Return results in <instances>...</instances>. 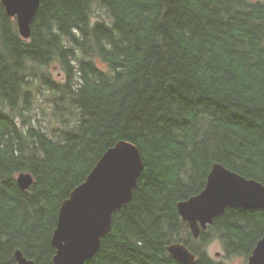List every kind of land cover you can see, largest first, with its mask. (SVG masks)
Masks as SVG:
<instances>
[{
    "label": "trees",
    "instance_id": "1",
    "mask_svg": "<svg viewBox=\"0 0 264 264\" xmlns=\"http://www.w3.org/2000/svg\"><path fill=\"white\" fill-rule=\"evenodd\" d=\"M120 140L144 169L84 264H248L264 209L228 207L195 238L177 203L215 162L264 184V0H41L28 39L0 0V264H54L62 202Z\"/></svg>",
    "mask_w": 264,
    "mask_h": 264
},
{
    "label": "water",
    "instance_id": "2",
    "mask_svg": "<svg viewBox=\"0 0 264 264\" xmlns=\"http://www.w3.org/2000/svg\"><path fill=\"white\" fill-rule=\"evenodd\" d=\"M1 2L7 14L16 19L19 34L30 38L32 21L41 0ZM143 169L141 151L133 142L120 140L103 153L85 180L60 206L52 235V245L56 249L54 264H84L98 252L102 238L112 228L115 211L132 199ZM17 183L26 190L34 183V177L22 171ZM228 207L264 209V184L220 162L212 165L205 187L199 193L177 203L179 214L189 224L195 238H199L201 230L213 224ZM167 249L184 263H192L196 258L183 242H174ZM14 256L18 264H36L20 249ZM248 264H264V235L249 256Z\"/></svg>",
    "mask_w": 264,
    "mask_h": 264
},
{
    "label": "clouds",
    "instance_id": "3",
    "mask_svg": "<svg viewBox=\"0 0 264 264\" xmlns=\"http://www.w3.org/2000/svg\"><path fill=\"white\" fill-rule=\"evenodd\" d=\"M223 249V242L218 236L211 237L208 241L204 243V251L210 256L214 257L216 252H221ZM229 264H239V257H233Z\"/></svg>",
    "mask_w": 264,
    "mask_h": 264
},
{
    "label": "rangeland",
    "instance_id": "4",
    "mask_svg": "<svg viewBox=\"0 0 264 264\" xmlns=\"http://www.w3.org/2000/svg\"><path fill=\"white\" fill-rule=\"evenodd\" d=\"M102 12V11H101ZM53 74H54V76H56V77H61V70L59 69V67L58 66H56L54 69H53ZM213 258H215V259H223V260H227L224 256H223V249H222V251L220 252V254L219 255H217V252L214 254V257ZM232 259V258H231ZM231 259H229V260H227L228 262L231 260ZM239 264H244V262H243V259L241 258V257H239Z\"/></svg>",
    "mask_w": 264,
    "mask_h": 264
},
{
    "label": "bare ground",
    "instance_id": "5",
    "mask_svg": "<svg viewBox=\"0 0 264 264\" xmlns=\"http://www.w3.org/2000/svg\"><path fill=\"white\" fill-rule=\"evenodd\" d=\"M112 147V146H111ZM101 158V157H100ZM98 162V161H97ZM19 175V174H18ZM18 177V176H17ZM184 221V220H183ZM262 238V237H261Z\"/></svg>",
    "mask_w": 264,
    "mask_h": 264
}]
</instances>
